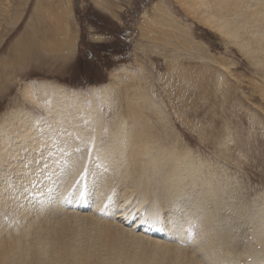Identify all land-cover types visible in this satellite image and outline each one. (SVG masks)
<instances>
[{"label":"bare ground","instance_id":"obj_1","mask_svg":"<svg viewBox=\"0 0 264 264\" xmlns=\"http://www.w3.org/2000/svg\"><path fill=\"white\" fill-rule=\"evenodd\" d=\"M178 1L251 59L252 79L264 81V0ZM55 18L56 26L34 20L31 49L65 43L59 36L67 25ZM124 72L128 79L112 75L89 94L44 81L25 85L23 105L0 119V264H235L240 257L218 215L224 184L165 119L149 94L151 81L142 79L144 87L131 68ZM10 81L0 79V88ZM253 86L264 100V82ZM228 143L217 145L221 154ZM263 214L264 204L253 235L258 244L242 264H264Z\"/></svg>","mask_w":264,"mask_h":264},{"label":"rangeland","instance_id":"obj_2","mask_svg":"<svg viewBox=\"0 0 264 264\" xmlns=\"http://www.w3.org/2000/svg\"><path fill=\"white\" fill-rule=\"evenodd\" d=\"M54 17L61 27L67 25L59 33L65 43L59 50L48 44L31 49L28 34L34 20L56 26ZM197 17L178 0H0V79L11 80L8 89L0 88V119L23 105L25 85L38 88L44 81L89 94L109 84L112 75L128 79L124 69L131 68L137 79L151 81L155 91L149 94L165 119L224 184L218 215L232 253L240 254L234 263L242 264L251 261L244 252L258 244L253 235L258 208L264 204V100L253 90L255 82L264 81L252 79L251 59ZM184 40L194 46L184 47ZM160 79L173 84L165 86ZM183 114L188 122L179 119ZM112 116L109 112L108 122ZM199 130L204 133L199 135ZM221 140L229 141L223 154L217 148ZM124 181L113 179L118 187Z\"/></svg>","mask_w":264,"mask_h":264},{"label":"snow or ice","instance_id":"obj_3","mask_svg":"<svg viewBox=\"0 0 264 264\" xmlns=\"http://www.w3.org/2000/svg\"><path fill=\"white\" fill-rule=\"evenodd\" d=\"M83 195V193H82ZM150 223H152L153 226H156V224L158 223V220L157 219H154L153 221H151ZM190 237H191V233L189 234Z\"/></svg>","mask_w":264,"mask_h":264}]
</instances>
